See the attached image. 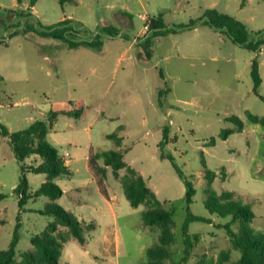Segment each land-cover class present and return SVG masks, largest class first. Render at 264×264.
Instances as JSON below:
<instances>
[{
	"label": "rangeland",
	"instance_id": "374dc122",
	"mask_svg": "<svg viewBox=\"0 0 264 264\" xmlns=\"http://www.w3.org/2000/svg\"><path fill=\"white\" fill-rule=\"evenodd\" d=\"M179 1L181 5L177 7ZM184 1L187 0H76L75 4L61 6L56 0H38L34 16L42 24L51 25L72 15L92 31L105 24L134 35L144 31L145 22L139 14L158 17L164 13L170 26L198 18L216 3L215 10L240 20L249 31L264 30V0H194L196 3L187 6L182 4ZM28 3L23 0L12 10L17 0H0V37L6 36L11 25L33 22L24 17ZM126 8L129 27L117 15ZM103 42L101 51L72 50L60 41L30 33L12 38L8 46H0V74L5 79L0 121L11 132L26 129L37 119L48 120L49 112L65 109L69 99L76 100L77 109L83 110L81 118L61 115L49 133L48 142L62 157L69 151L72 163L69 175L52 180L63 191L56 204L75 216L79 206L72 207L73 199L98 201V188L91 181L86 155L92 149L123 150L124 162L148 179L162 207L172 213L175 244L169 262L179 263L184 255L186 187L170 161L161 158L157 147L167 128L170 140L166 150L197 190L192 212L210 217L204 201L208 187L205 171L211 170L217 173L212 189L233 192L235 199L248 203L256 215L253 229L264 233V149L260 150L256 143L261 137L241 132L227 140L219 139L223 129L236 128L225 117L247 121V111L264 117V101L254 94L251 77L252 61L258 56L263 79L259 93L264 97V48L254 53L205 26L199 32L190 30L162 38L155 43L152 57L141 58L130 76L125 77L119 58H140L141 50L127 51V43L120 38H105ZM134 46L139 48L136 41ZM45 57L56 59L57 68ZM76 111L79 110L71 112ZM119 127L125 129L118 133L122 138L120 146L107 137ZM211 138L217 139L215 146H209ZM224 169L227 174L222 179ZM110 172L107 187L117 191L123 201L118 204L119 263L143 264L147 262L145 251L157 242L159 230L143 227L146 207L133 208L125 197L121 184L125 170L118 177L111 169ZM20 173L11 146L0 135V193L5 196L0 204V249L9 247L17 227L18 261L23 251L32 249L31 238L54 221L39 213L52 203L47 197L28 199L19 206L14 189ZM27 178L29 192L48 181L46 174L28 173ZM229 221L213 216L211 224H189V232L198 240L193 242L187 264H216L224 251H230L227 264L239 259L227 235L225 226ZM232 228L236 231L238 224ZM85 249L71 240L64 246L59 264H110L109 257L89 255Z\"/></svg>",
	"mask_w": 264,
	"mask_h": 264
},
{
	"label": "trees",
	"instance_id": "16d2710c",
	"mask_svg": "<svg viewBox=\"0 0 264 264\" xmlns=\"http://www.w3.org/2000/svg\"><path fill=\"white\" fill-rule=\"evenodd\" d=\"M61 6L66 4H75L76 0H56ZM246 0H244L245 2ZM23 0H17L21 4ZM38 0H29L27 13L24 17L33 19V22L21 21L18 24L7 27L6 36L0 37V46H8L9 41L19 35L34 33L41 38L60 41L64 46L72 50L81 48H90L95 51H101L105 38H120L131 42L136 40V45L141 52V58L150 59L152 50L158 39L168 35H178L186 31L196 29L201 26H208L226 36L234 44L248 49L254 53H260L264 48V30L251 32L238 19L217 10H206L202 16L190 19L187 23H178L167 25L162 15L152 18L150 26L145 35L135 38L126 31L113 25H102L96 31H92L82 22L66 18L51 25H44L35 18L31 12ZM243 2V3H244ZM22 15H19L21 18ZM251 77L253 81V92L264 101L260 95L259 89L263 83L259 71L258 56H256L251 65ZM4 79L0 75V103L2 85ZM61 115L75 116L73 112L50 111L48 120H34L26 129L11 132L0 121V135L8 141L11 146L17 163L20 167V181L15 187L14 193L19 197V206L28 199H36L41 196L49 198L52 203L46 205L45 209L39 211L40 214L54 218L45 230L31 238L32 249L23 251L20 254V260L17 259L16 248L20 241L18 229L14 231L13 239L7 249H0V264H59L64 246L71 240H76L81 246H86L88 234L95 231L97 226L93 222L85 223L70 214L62 206L56 204V201L62 196V189L52 180L70 174L68 166L63 157L48 142V135L55 122ZM228 123L235 125L234 128L223 129L219 134V139L227 140L235 133H241L246 128V122L240 117L229 116L224 119ZM246 120L255 125L264 128V117L257 116L251 112H246ZM125 130L119 127L117 131L108 135V138L115 140L118 146L122 143V138L118 135L120 131ZM169 132L165 128L163 139L158 144L160 156L162 159L170 161L177 175L184 181L186 187V210L187 219L184 226V255L179 263H171V248L175 244L173 234L174 221L172 213L162 207L161 201L157 195L150 189L148 180L145 179L131 166L124 162L123 150H93L89 156V167L97 186L102 194L107 196V178L108 170L111 169L115 177L119 176L121 170H125L122 180V187L125 197L133 208L143 205L146 207L142 214V226L158 228L159 235L157 242L147 248L145 255L147 262L143 264H187L194 247V241H197L196 235L189 232V224L193 222L212 223V217L221 219L229 218L230 221L225 226L228 238L233 249L239 252V259L232 264H264V233L255 231L252 227L256 215L248 203L242 199H235V194L230 191L221 193L212 189V183L217 178V173L211 170L205 171L207 180V199L204 206L210 217L199 216L192 212L191 208L197 193L196 187L181 170L172 153L166 150L168 144ZM209 146H215L217 139L211 138ZM33 158V160H31ZM46 174L48 181L43 183L35 192H29V182L27 175ZM226 171L224 169L222 179H225ZM5 196L0 193V204ZM238 224V229L233 230V224ZM66 228V231H63ZM230 260V251L221 253L216 264H227Z\"/></svg>",
	"mask_w": 264,
	"mask_h": 264
},
{
	"label": "crops",
	"instance_id": "0c3cea01",
	"mask_svg": "<svg viewBox=\"0 0 264 264\" xmlns=\"http://www.w3.org/2000/svg\"><path fill=\"white\" fill-rule=\"evenodd\" d=\"M193 3H196V1L187 0V1H184L182 4L187 6V5H193ZM25 5H26V7H28L29 3L25 4ZM180 5H181V1H179L176 6L178 7ZM215 5H217V4L213 3L212 6L206 8V10H210V9L215 10V8H214ZM19 6H20V4L17 3L11 9L14 10L15 8H18ZM35 6L31 10V12L34 15H35ZM117 15L120 18V20H122L128 27L130 26V24H129L130 21H129L127 8H126V10H122ZM162 16H163V19H164L165 23L167 24V21L164 18L165 14L163 13ZM66 18H70V19L76 20L72 15H70L68 17H63L61 20H64ZM150 18L152 19V18H155V17H150ZM61 20H59V21H61ZM204 27L205 26H201V27H198L196 29H193L192 31L199 32ZM146 33L147 32L144 30V31L138 32L137 34H134V35L131 34V36H133L135 38H138L136 36H138L139 34L145 35ZM121 40H123V39H121ZM161 40H162V38L158 39L157 42H160ZM135 41H136L135 39L133 41H131V42H128V41L124 40V42H126L127 45H128L127 51H129L130 49H133V50L136 49V51H137L139 49V48L134 46L135 45ZM44 60L45 61H51V63L54 66V68L55 67L57 68V66H56L57 60L56 59L45 57ZM119 60H121L123 62V64L120 65L119 68L124 72L125 77L126 76L129 77L130 74L134 71V69L137 66V64L139 63V61H141V57L140 58H136L135 56L134 57H129V58L122 57V58H119ZM1 76L4 79V76L3 75H1ZM4 81H5V79H4ZM75 101L76 100H74V99H69L68 100L69 106H67L65 109H63L61 111L71 112V111L79 110L78 112L77 111L75 112V115L79 114L78 118H81L82 114H83V110L82 109H77L76 105L74 104ZM80 113H81V115H80ZM64 117L68 118L70 116H66L65 115ZM245 122H246L247 126L242 131L241 134H244L246 132H248V136H255L257 134L256 136L257 137L260 136L261 139L258 138L257 139L258 141H256V143L258 145H260V150L264 149V144L261 145V142H264V128L263 127L261 128L260 125L251 124L248 121H245ZM56 123L57 122H55L52 130L55 129ZM48 137H49V135H48ZM107 137H108V135H107ZM157 147H158V145H157ZM66 152H69V151H66ZM263 152H264V150H263ZM90 153H88L86 155L85 159H86L87 164H88V170L91 172L90 167H89V156H90ZM70 158H71V153H70ZM31 160H33V158ZM65 164L68 166V168L70 170V173H71V164L72 163H71L70 159L68 161H65ZM110 173L111 172H110V169H109L108 170V177H109ZM91 175H92V173H91ZM91 181H92V183L96 184L95 180L93 179V176H92V180ZM96 186H97V184H96ZM97 188H98L100 199L98 201H96L95 203L87 202L86 199L85 200L73 199V201H72V207H74V206L78 207L79 206V210H78L77 214H75V216L79 220L84 221L85 223L86 222L87 223L93 222V223H96V225H97V230L95 232H92V233L87 235L88 236V241H87L86 246H84L86 248L85 249V253L89 254V255L93 253L95 256L109 257L110 264H121V263H119V258L121 257V249H120L121 238H120L119 226H118V204L123 202V201H122L120 195L117 193V191L115 192V191L111 190L110 186L107 187V196L102 194V192L100 191L98 186H97ZM80 206H85V207H80ZM73 209H75V208H73ZM75 211H77V210L75 209ZM79 211H80V214H79ZM146 228H150V227H146ZM113 257L115 258V261H113Z\"/></svg>",
	"mask_w": 264,
	"mask_h": 264
},
{
	"label": "built area",
	"instance_id": "2783aa9c",
	"mask_svg": "<svg viewBox=\"0 0 264 264\" xmlns=\"http://www.w3.org/2000/svg\"><path fill=\"white\" fill-rule=\"evenodd\" d=\"M138 17L145 22V24H144V30L145 31H148L149 26H150L151 18L147 14H139ZM63 159H64V161H68L70 159V153L69 152H66L63 155Z\"/></svg>",
	"mask_w": 264,
	"mask_h": 264
}]
</instances>
